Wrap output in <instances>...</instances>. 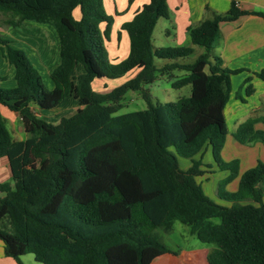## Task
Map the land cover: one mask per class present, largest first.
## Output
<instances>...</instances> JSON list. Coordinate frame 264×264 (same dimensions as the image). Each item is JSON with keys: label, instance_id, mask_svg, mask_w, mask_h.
<instances>
[{"label": "trees", "instance_id": "trees-1", "mask_svg": "<svg viewBox=\"0 0 264 264\" xmlns=\"http://www.w3.org/2000/svg\"><path fill=\"white\" fill-rule=\"evenodd\" d=\"M0 13L11 16V28L26 29V21L51 25L61 43L50 90L25 51L0 35L17 81L15 89L0 85V159L8 160L12 174V184L0 183L6 257L17 264L27 255L39 264H152L171 252L158 229L179 220L200 240L221 246L210 253L209 264H264V163L245 172L231 193L227 186L239 177L240 161L222 158L231 77L243 70L227 68L214 54L221 23L263 13L243 11L231 0L226 14L191 28L193 45L204 49L192 63L184 61L195 54L193 47L154 46L159 20L170 17L167 0H149L122 26L130 53L119 63L108 51L114 18L105 0H0ZM78 66L84 73L76 84ZM177 70L186 75L173 88L191 86V95L154 103L146 87ZM133 71L134 78L106 94L92 88L96 80L116 81ZM257 76L264 80V73ZM130 91L142 94L147 109L115 116ZM252 93L248 87L247 95ZM70 97L78 110L57 125L42 118L39 111L57 109ZM2 107L22 119L26 140L12 137ZM208 147L219 170L230 173L217 191L230 207L211 200L196 181L206 173L196 157ZM179 158L192 166L181 170ZM7 219L10 229L3 226Z\"/></svg>", "mask_w": 264, "mask_h": 264}, {"label": "crops", "instance_id": "crops-1", "mask_svg": "<svg viewBox=\"0 0 264 264\" xmlns=\"http://www.w3.org/2000/svg\"><path fill=\"white\" fill-rule=\"evenodd\" d=\"M112 1L114 2V0ZM236 2L243 11L264 14V0H236ZM148 3L149 0H134L127 11L120 10L118 12L115 8L111 40L107 44L112 61L119 63L128 57L130 39L128 33L122 30V26L131 22ZM167 3L170 17L159 20L153 33L154 46L156 48L193 47L197 57L204 52V49L193 45L190 29L199 26L213 14H226L231 8V0H167ZM24 24L26 29L11 28L12 30L7 33L0 24V35L5 40L11 41L13 48L25 51L41 74L47 88L54 90L55 83L52 80V73L61 63L59 36L51 25L34 21H26ZM157 31L158 35L156 36ZM220 32L221 38L214 48V54L224 61L227 68L243 70L231 77L232 90L225 108L228 137L222 151V158L226 162L240 161L239 177L227 186V191L234 193L239 189L241 176L255 168L259 162L264 163V143L261 141L264 140V80L257 76V74L264 73V18L258 15L242 16L234 22L221 23ZM35 35L39 37H35ZM165 64L166 62H159L160 66ZM83 73L82 66H78L74 70L73 78L76 84L77 78ZM137 73L138 71H133L116 81L119 85L124 84L134 78ZM15 76L16 70L4 58L0 45L1 87L15 89L17 87ZM46 79L48 80L46 81ZM108 83H110L108 80H96L93 85L101 84L100 92L106 94L114 89V87H108ZM248 87L253 89V93L249 96L247 95ZM242 98L245 99L244 102ZM78 108V101L70 97L61 107L50 111H39V113L44 120L49 122V115L60 118L75 112ZM1 112L12 137L18 141L26 140L28 135L19 115L6 107H2ZM250 123L251 125L248 126ZM260 136L261 139H258ZM241 140H245L246 143H242ZM210 152L212 149L208 147L196 157V160L202 161L201 169L206 172L202 177L210 180L221 173L220 180L226 179L230 174L228 171L219 170L216 163L211 161V157L210 160L209 158L205 159V155L209 156ZM190 163L185 165L183 171H187L192 166ZM207 166L210 167L207 168ZM0 183L12 184V174L6 158L0 159ZM5 196V193L0 192V199ZM216 198L213 200L215 203L226 207L231 206V203L221 200L218 195ZM214 222L219 223L218 220ZM177 223L187 228V232L181 235V241L171 236ZM157 232L171 252L164 254L152 264H209L210 253L221 249V246L216 242L200 240L189 226L179 220L168 221ZM166 240L170 241L172 246L167 245ZM34 261L37 263L35 258ZM0 264H17L13 259L6 257L4 244L1 240Z\"/></svg>", "mask_w": 264, "mask_h": 264}, {"label": "rangeland", "instance_id": "rangeland-1", "mask_svg": "<svg viewBox=\"0 0 264 264\" xmlns=\"http://www.w3.org/2000/svg\"><path fill=\"white\" fill-rule=\"evenodd\" d=\"M133 2H134V0H133ZM133 2L130 3V0H114V2L112 0H107V1L105 0V9H106L107 13L115 19V8H117L118 12H120V10L121 11H127L132 6ZM75 15L77 18L80 17L79 10L76 11ZM9 19H11L10 15L0 13V24L2 25L3 29H6L5 33L9 32V30H12L11 27L7 24V21ZM102 28H104V26ZM157 30H159V29H157ZM157 35H158V31L156 33V36ZM36 36L37 35H35V37ZM37 37H39V36H37ZM156 42H158L157 39H156ZM199 48H201V47H199ZM201 49H203V48H201ZM28 58H29V56H28ZM196 58H197V56L195 53L191 58L187 59L186 62L192 63ZM30 61H31V59H30ZM158 62H162V61H158ZM32 64H33V62H32ZM185 75H186L185 72L178 71V70L174 71V72H165L163 74H160L158 76V80L153 85L146 87L148 90H150V93H151L152 97L154 98V103H157V102H160V103L176 102L182 97H189L191 95V86L184 87L183 89L173 88L174 81L183 78ZM47 80L48 79H46V81ZM121 85L122 84L119 85L118 81H110V83H108V87H110V88H112V87L117 88V87H120ZM92 88L97 94H103L100 92L102 90L101 84L100 85L95 84V86L92 84ZM120 105H121V109L118 113L115 114V116L124 115V114H128V113L137 112V111L147 109V103L143 99L142 94L139 92H133V91L128 92L124 96V98L120 102ZM72 113H74V112H72ZM62 117L57 118V117L49 115V119H50L49 123L57 125V124H59ZM211 153L212 152L209 153L210 154L209 156H207V154H206L205 159L208 160V158H209V160H210V157H211V161L215 163L213 155H211ZM206 160H204V161L206 162ZM189 162H191V161L187 160V159L179 158L180 169L184 170L185 165L188 164ZM190 164H192V162ZM220 175H221V173H218V175H216L215 177H212L210 180H206V178L204 179V177H202V176L196 178L197 183L203 188L205 194L211 200L217 199L216 194H217V191L219 188V184L221 181H223V180H220V177H221ZM3 226L5 227V229H10L9 219H7L4 222ZM0 228H2L1 225H0ZM184 232H187V228L184 225L177 223L176 229L171 236H172V238L178 239L181 241V239H182L181 235ZM166 243H167V245L172 246V244H170V241L166 240ZM23 263L24 264H39V263H35L33 255H27V256L23 257Z\"/></svg>", "mask_w": 264, "mask_h": 264}]
</instances>
